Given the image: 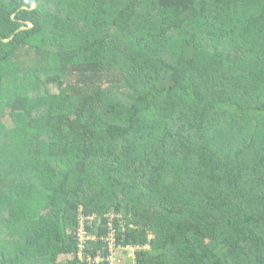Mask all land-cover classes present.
<instances>
[{"label": "trees", "instance_id": "obj_1", "mask_svg": "<svg viewBox=\"0 0 264 264\" xmlns=\"http://www.w3.org/2000/svg\"><path fill=\"white\" fill-rule=\"evenodd\" d=\"M2 132L0 264H264V0H0Z\"/></svg>", "mask_w": 264, "mask_h": 264}, {"label": "built area", "instance_id": "obj_2", "mask_svg": "<svg viewBox=\"0 0 264 264\" xmlns=\"http://www.w3.org/2000/svg\"><path fill=\"white\" fill-rule=\"evenodd\" d=\"M95 217V215L83 214L81 208L78 211L77 227L73 230V235L76 240L77 257L79 261H82L85 258L87 261L85 264H122V257L134 259L138 251L149 248L147 243H122L123 240L118 237V229L113 223V219L115 218L114 213L107 214L106 233L99 236L96 232H93L92 229H88L94 223ZM99 224L100 219L97 220V225ZM97 240L105 241L109 252L104 253V251L99 250L94 256H86L84 251L87 248V245L90 243H96Z\"/></svg>", "mask_w": 264, "mask_h": 264}, {"label": "rangeland", "instance_id": "obj_3", "mask_svg": "<svg viewBox=\"0 0 264 264\" xmlns=\"http://www.w3.org/2000/svg\"><path fill=\"white\" fill-rule=\"evenodd\" d=\"M51 89L53 90V88H51ZM2 120L4 121V123H5L6 125H8V127L11 125V121H10V119H9L8 117H2ZM0 139H2V143H3L5 146L11 148V142H10L9 138H5V137H4L3 132L0 133ZM3 152H5V151H3ZM8 154H9V153H6V152H5V155H6V156H4L3 153H2V151H1V149H0V162H1V160L4 161V160L6 159V157H8ZM4 157H5V158H4ZM69 257H70V255H65V256H61L60 258L66 260V259L69 258ZM121 263H122V264H125V258H124V257H122ZM115 264H120V263H115Z\"/></svg>", "mask_w": 264, "mask_h": 264}, {"label": "water", "instance_id": "obj_4", "mask_svg": "<svg viewBox=\"0 0 264 264\" xmlns=\"http://www.w3.org/2000/svg\"><path fill=\"white\" fill-rule=\"evenodd\" d=\"M36 5V1H34L33 2V5H32V7H34ZM32 25V23L31 22H28V26H31ZM24 27H26V26H24ZM23 26L21 27V28H24Z\"/></svg>", "mask_w": 264, "mask_h": 264}]
</instances>
